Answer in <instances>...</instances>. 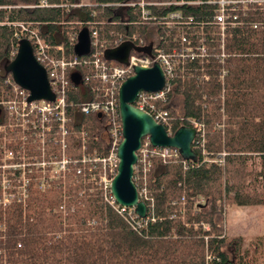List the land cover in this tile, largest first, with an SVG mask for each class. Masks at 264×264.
I'll use <instances>...</instances> for the list:
<instances>
[{"label":"trees","instance_id":"1","mask_svg":"<svg viewBox=\"0 0 264 264\" xmlns=\"http://www.w3.org/2000/svg\"><path fill=\"white\" fill-rule=\"evenodd\" d=\"M127 1L0 0V100L14 96L7 67L26 39L16 37L14 24L36 30L48 42L51 57L81 62L91 56L75 54L85 29L90 36L97 31L106 50L114 48L117 35L137 34L146 43L164 40L162 27L144 23L133 9L114 6ZM174 1L185 4L161 12L182 10L186 19L193 18L196 32L203 28L207 42L217 45L219 0ZM243 20V26L228 30L230 56L224 65L215 57L204 66L186 64L169 80L167 102H156L169 112L165 127L171 135L185 126L196 131L197 160H185L173 149L167 157L148 153L145 161L139 155L134 181L148 207L146 219L132 209L119 212L104 200L101 190L89 185L61 183L46 191L31 190L26 206L0 207V236H6L1 239L6 253L0 261L264 264V233L246 245L241 237L229 239L223 225L229 206L264 208V10L258 7ZM253 22H258V29ZM223 69L228 74L221 80ZM73 74L81 77L79 85L72 81ZM91 74L90 65H80L70 77L67 113L73 158L81 157L84 148L87 154L106 155L113 131L122 135L119 112L116 116L81 113L84 102L98 97ZM202 225L210 230L204 231Z\"/></svg>","mask_w":264,"mask_h":264},{"label":"built area","instance_id":"2","mask_svg":"<svg viewBox=\"0 0 264 264\" xmlns=\"http://www.w3.org/2000/svg\"><path fill=\"white\" fill-rule=\"evenodd\" d=\"M42 4H45V1ZM184 4L183 1L174 0H129L114 5L118 9H133L135 13L140 14L144 23L160 26L165 31L164 40L151 43H146L137 34L117 35L113 43L114 48L129 42L136 48L151 49V54L133 50L127 65H117V62H108L105 59L107 50L97 31L91 35L90 60L81 62L78 59L51 57L48 54V42L41 38L36 30L24 24H14L17 28L16 37L20 40L26 37L31 41L37 61L47 71L55 100L29 102L30 93L15 83L14 96L0 100V207L6 209L12 204L26 206L31 190L46 191L61 183H73L101 190L104 200L115 206L119 212L127 209L115 202L111 191L120 162L117 149L122 141V135L119 136L116 129L113 131L111 147L106 155L97 151L87 154L85 148L81 157L73 158L69 153L67 100L70 77L78 66L90 65L92 88L98 97L84 102L81 105V113L86 116H116L119 112L121 85L135 75L137 67L151 68L159 64L166 75L165 89L154 94L142 92L136 106L165 126L169 122V112L159 107L156 102H167L168 83L176 71L188 63L204 66L211 57H215L224 65L230 56L226 42L228 30L238 25L243 26V18L256 12L258 7L264 10V0H219L215 17L218 33H215V36L220 40L217 45H213L207 42L203 28L201 32H196L193 18L186 19L182 10L169 11L165 15L161 12ZM252 26L258 29L259 24L253 22ZM227 74L228 70L223 69L220 79L224 80ZM203 78L209 80L210 75L203 74ZM196 126L198 130L202 128L201 125ZM170 150L154 148L148 140L139 155H142V161H145L149 157L148 153L151 156L162 154L167 157L170 156ZM61 209L64 210V206ZM202 229L207 231L210 227L202 225ZM1 239H6L5 234L0 236V256L6 253L5 243H1ZM18 247H21V244ZM0 264L7 262L1 260Z\"/></svg>","mask_w":264,"mask_h":264},{"label":"water","instance_id":"3","mask_svg":"<svg viewBox=\"0 0 264 264\" xmlns=\"http://www.w3.org/2000/svg\"><path fill=\"white\" fill-rule=\"evenodd\" d=\"M91 36L83 30L75 46V54L84 57L91 54ZM133 50L151 54V49H140L132 43L125 42L119 47L108 49L105 59L127 65ZM7 72L21 89L30 93L29 102L47 100L54 101L46 69L37 61L30 40L23 39L19 43L15 59L8 65ZM81 77L72 75V81L79 85ZM166 87V75L159 64L151 68L137 67L135 75L128 78L119 89V113L122 125V141L118 146L117 155L120 160L117 175L112 182V195L115 202L124 208L132 209L140 219L147 218L148 207L141 200L135 184V168L139 162V152L144 139H148L154 148L173 149L183 159L196 161L193 150L197 137L191 127H182L171 135L166 127L159 124L149 113L138 108L136 101L142 92L159 93Z\"/></svg>","mask_w":264,"mask_h":264},{"label":"rangeland","instance_id":"4","mask_svg":"<svg viewBox=\"0 0 264 264\" xmlns=\"http://www.w3.org/2000/svg\"><path fill=\"white\" fill-rule=\"evenodd\" d=\"M12 78V76H11ZM9 82L13 84L12 79ZM223 225L229 239L241 237L248 245L255 237L264 233V208L259 205L227 207ZM205 231V229H204Z\"/></svg>","mask_w":264,"mask_h":264},{"label":"flooded vegetation","instance_id":"5","mask_svg":"<svg viewBox=\"0 0 264 264\" xmlns=\"http://www.w3.org/2000/svg\"><path fill=\"white\" fill-rule=\"evenodd\" d=\"M17 53H18V50H17ZM17 53H16V55H17Z\"/></svg>","mask_w":264,"mask_h":264}]
</instances>
